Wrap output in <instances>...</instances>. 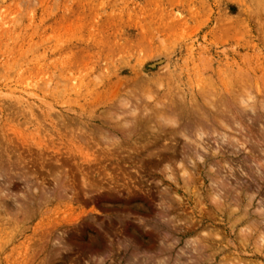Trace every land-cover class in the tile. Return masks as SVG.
<instances>
[{"label": "rangeland", "instance_id": "1", "mask_svg": "<svg viewBox=\"0 0 264 264\" xmlns=\"http://www.w3.org/2000/svg\"><path fill=\"white\" fill-rule=\"evenodd\" d=\"M0 264H264V0H0Z\"/></svg>", "mask_w": 264, "mask_h": 264}, {"label": "bare ground", "instance_id": "2", "mask_svg": "<svg viewBox=\"0 0 264 264\" xmlns=\"http://www.w3.org/2000/svg\"><path fill=\"white\" fill-rule=\"evenodd\" d=\"M210 104V103H209ZM201 129V128H200ZM205 130V129H204ZM212 130V129H211ZM175 132V131H174ZM201 132V131H200ZM211 132V131H210ZM215 133V132H214ZM201 134V133H200ZM197 146V145H196ZM198 147V146H197Z\"/></svg>", "mask_w": 264, "mask_h": 264}]
</instances>
